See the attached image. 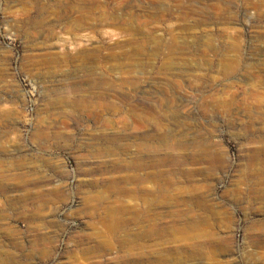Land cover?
I'll list each match as a JSON object with an SVG mask.
<instances>
[{"label":"rangeland","instance_id":"rangeland-1","mask_svg":"<svg viewBox=\"0 0 264 264\" xmlns=\"http://www.w3.org/2000/svg\"><path fill=\"white\" fill-rule=\"evenodd\" d=\"M0 264H264V0H0Z\"/></svg>","mask_w":264,"mask_h":264},{"label":"bare ground","instance_id":"bare-ground-1","mask_svg":"<svg viewBox=\"0 0 264 264\" xmlns=\"http://www.w3.org/2000/svg\"><path fill=\"white\" fill-rule=\"evenodd\" d=\"M153 202V199H150V200H148V203L150 204V203H152ZM146 204V203H145ZM135 212H137L138 214L140 213V211H138L137 209H135V208H132ZM127 211H131V209L130 208H125V207H121L120 208V212H123V213H125V212H127ZM133 219H135L134 217H133ZM194 224L192 223V224H189L188 225V227H191V226H193ZM198 250H197V248H195L194 247V249L192 250V252H197ZM211 251V250H210ZM213 251V250H212ZM193 256H196V255H193Z\"/></svg>","mask_w":264,"mask_h":264}]
</instances>
